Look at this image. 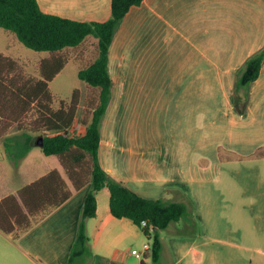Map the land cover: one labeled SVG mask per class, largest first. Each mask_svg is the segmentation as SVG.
Masks as SVG:
<instances>
[{
  "label": "crops",
  "instance_id": "0c3cea01",
  "mask_svg": "<svg viewBox=\"0 0 264 264\" xmlns=\"http://www.w3.org/2000/svg\"><path fill=\"white\" fill-rule=\"evenodd\" d=\"M37 1L44 12L74 20L110 16L111 0ZM89 40L86 63L97 38ZM262 45L264 0H143L115 30L98 155L138 194L186 203L188 215L159 231V264H264V61L245 111L232 104L236 72ZM75 48L69 61L82 53ZM85 131L74 120L69 135ZM15 166L21 180L1 170L0 198L52 169L66 178L57 157L36 145ZM88 189L74 190L17 238L23 258L3 262L67 264ZM96 198V215L86 220L87 264H139L129 246L143 238L141 228L111 213L107 187Z\"/></svg>",
  "mask_w": 264,
  "mask_h": 264
},
{
  "label": "trees",
  "instance_id": "16d2710c",
  "mask_svg": "<svg viewBox=\"0 0 264 264\" xmlns=\"http://www.w3.org/2000/svg\"><path fill=\"white\" fill-rule=\"evenodd\" d=\"M142 1L111 0L108 19L81 21L44 12L37 0H0V27L13 32L25 46L50 53L49 57L39 61L36 80L15 83L12 88L14 81L10 73L14 61L0 53V57H5L11 66L0 65L1 114L4 115V111L23 114L30 108L36 111L34 120L18 124L4 137L3 146L7 156L17 164L34 146L35 138L42 135V152L55 155L66 176L52 169L18 189L16 194L0 198V230L18 238L65 202L74 190L89 184L67 264H87L92 255L86 220L96 215V194L103 187L109 190L111 213L118 218L131 219L151 239L149 253L145 256H150L153 264L160 263L162 242L159 231L188 215L185 202L144 197L112 176L99 160L100 123L110 100L112 85L107 68L109 46L126 12ZM87 36L97 38V42L93 58L79 68L78 77L93 90L80 105V89L75 88L68 102L61 99L59 106L54 108V95L48 83L69 61L68 49L82 44ZM263 61L264 45L253 51L236 72L232 104L238 113H243L247 107L251 84L259 76ZM4 78L7 83L3 82ZM6 88H9L10 96ZM74 120L85 125L83 135H69ZM143 220L147 222L145 225Z\"/></svg>",
  "mask_w": 264,
  "mask_h": 264
},
{
  "label": "rangeland",
  "instance_id": "374dc122",
  "mask_svg": "<svg viewBox=\"0 0 264 264\" xmlns=\"http://www.w3.org/2000/svg\"><path fill=\"white\" fill-rule=\"evenodd\" d=\"M6 35H10V38ZM89 37L91 38L92 36ZM83 45H85V50L82 51V48L84 46L76 47L75 49H78V51H80L81 49L82 53L78 55L77 51L74 52V54H77L78 56H75L74 59L68 61L65 67L60 71V73H58L51 81H49V90L52 92L53 95H55L54 101L52 102V106L54 108L59 106L61 99L65 102H68L71 99L72 91L75 88L81 89L80 105L84 102L87 94L93 90L88 84L87 85L89 87H83L86 85V82L82 81L78 77L79 68L87 64L86 62L88 61L90 53L92 51L90 40ZM0 50L4 51L7 54H11L12 57L8 56L7 59H11L14 61V64L12 65V73H10V75H12V82L14 81L13 83H11V88L14 86L15 83H21L27 79L31 81L36 80L39 77V56L45 55L48 52L33 50L25 46L22 42L17 39L13 32L5 30L1 27ZM1 54L3 55V53ZM1 63H4V66L6 67L7 65L10 66L6 58L2 56L0 57V65ZM3 82L7 83V79L4 78ZM6 89L8 91L9 88ZM7 94L10 96L9 91ZM3 99L5 100V96H3ZM3 116L8 117V119H5ZM35 117L36 111L32 108L28 109V111L23 114L4 111L3 115L0 112V172L1 170L6 172L8 174V178L12 179L16 183L20 182L21 180L18 174V169L17 166L13 164V161L7 156L2 141L4 140V137L6 135L11 134L14 131L18 124L24 125L25 123L34 120ZM17 240L18 239L13 238L11 234H5L0 230V264H6L5 262H3L4 260H15L24 257V255L16 247L15 243L17 242ZM144 243L150 245L151 239L144 235L141 240L129 246L130 251L132 249H136L140 253V256L138 257L132 254L134 261H139V264L141 260H144L145 257H147L145 256L146 251L143 254ZM148 257L150 264H152L150 256Z\"/></svg>",
  "mask_w": 264,
  "mask_h": 264
},
{
  "label": "built area",
  "instance_id": "2783aa9c",
  "mask_svg": "<svg viewBox=\"0 0 264 264\" xmlns=\"http://www.w3.org/2000/svg\"><path fill=\"white\" fill-rule=\"evenodd\" d=\"M146 223H147L146 220H143V221H142V224H143V225H145ZM143 249H144V251H143V254H144L146 250L150 249V245L147 244V243H144V244H143ZM131 253L134 254V255L137 256V257L140 256V253H139L136 249H132V250H131Z\"/></svg>",
  "mask_w": 264,
  "mask_h": 264
},
{
  "label": "water",
  "instance_id": "95a60500",
  "mask_svg": "<svg viewBox=\"0 0 264 264\" xmlns=\"http://www.w3.org/2000/svg\"><path fill=\"white\" fill-rule=\"evenodd\" d=\"M34 145L36 146H43V136L42 135H38L35 140H34Z\"/></svg>",
  "mask_w": 264,
  "mask_h": 264
}]
</instances>
